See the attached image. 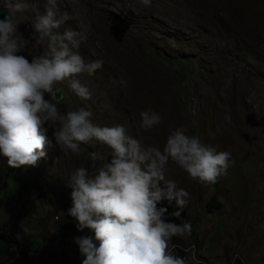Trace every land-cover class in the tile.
<instances>
[{
  "label": "rangeland",
  "instance_id": "374dc122",
  "mask_svg": "<svg viewBox=\"0 0 264 264\" xmlns=\"http://www.w3.org/2000/svg\"><path fill=\"white\" fill-rule=\"evenodd\" d=\"M5 0H0V11ZM17 14L24 38L46 0ZM65 27L85 31L79 52L103 60L95 75L78 78L92 92L83 100L68 87L62 110L84 107L94 123L115 124L146 146H163L175 127L187 128L206 146L231 153L225 175L214 185L191 180L173 163L166 175L190 193L182 218L190 237H174L168 251L186 264H264V0H58ZM7 12V11H6ZM33 43L23 53L42 54ZM123 79L126 86L112 83ZM153 109L163 122L143 131L140 111ZM52 129L48 135L52 136ZM53 143L54 139H53ZM36 166L10 168L0 156V235L18 234L12 259L0 239V264H82L69 175L90 173L110 162L111 150L93 140L78 155L46 149ZM99 152L93 161L89 153ZM59 161V162H58ZM158 207L175 205L167 201ZM166 220L179 223L168 214Z\"/></svg>",
  "mask_w": 264,
  "mask_h": 264
},
{
  "label": "clouds",
  "instance_id": "9594fccd",
  "mask_svg": "<svg viewBox=\"0 0 264 264\" xmlns=\"http://www.w3.org/2000/svg\"><path fill=\"white\" fill-rule=\"evenodd\" d=\"M140 3L148 7L151 0ZM33 6L29 0H5L7 15L0 19V156L8 167L21 168L36 166L48 148L78 155L81 145L93 140L106 145L110 162L92 173L81 166L67 182L72 201L68 215L76 220L78 231L94 234L75 238L85 257L82 264H186L168 249L174 237L192 234L191 223L182 218L190 193L167 177V166L171 162L191 180L214 185L226 174L231 153L206 146L183 126L171 130L162 147L146 146L123 125L94 123L92 112L84 107L62 110L60 85L67 81L76 96L91 99L92 92L78 77L95 75L104 62L86 61L80 54L87 39L83 29L58 31L68 19L67 13L58 17V0H46L43 14L31 24L33 35L24 38L16 17ZM34 42L47 50L29 60L20 53ZM112 83L123 87L127 81ZM139 117L145 132L163 122L151 108L140 111ZM89 156L93 161L101 158L99 152ZM163 201L174 203L171 213L168 207H158ZM166 214L180 222L166 220Z\"/></svg>",
  "mask_w": 264,
  "mask_h": 264
},
{
  "label": "trees",
  "instance_id": "16d2710c",
  "mask_svg": "<svg viewBox=\"0 0 264 264\" xmlns=\"http://www.w3.org/2000/svg\"><path fill=\"white\" fill-rule=\"evenodd\" d=\"M0 239L7 244L6 252L10 257L15 258V252L11 250L13 244H19L18 234L15 229H12L9 235L1 234ZM15 264V263H13Z\"/></svg>",
  "mask_w": 264,
  "mask_h": 264
},
{
  "label": "water",
  "instance_id": "95a60500",
  "mask_svg": "<svg viewBox=\"0 0 264 264\" xmlns=\"http://www.w3.org/2000/svg\"><path fill=\"white\" fill-rule=\"evenodd\" d=\"M5 15H7V12L4 10H1L0 11V19H3Z\"/></svg>",
  "mask_w": 264,
  "mask_h": 264
}]
</instances>
